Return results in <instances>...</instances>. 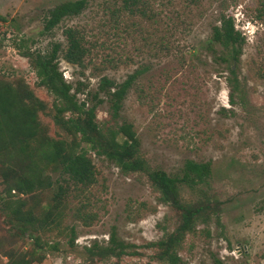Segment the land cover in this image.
Listing matches in <instances>:
<instances>
[{"label":"rangeland","instance_id":"rangeland-1","mask_svg":"<svg viewBox=\"0 0 264 264\" xmlns=\"http://www.w3.org/2000/svg\"><path fill=\"white\" fill-rule=\"evenodd\" d=\"M67 1L75 0H0V86L31 90L46 106L37 114L40 132L70 140L53 123L55 98L30 64L55 44L64 50L65 29L79 30L88 49L83 65L59 53L56 63L76 101L95 107L97 133L80 147L96 182L75 187L51 163L43 166L51 186L28 195L7 194L0 178V264H165L156 243L176 231L179 213L159 200L146 171L123 173L96 153L123 123L138 141L133 157L152 170L180 177L188 160L210 163L203 183L179 185L181 202L212 207L207 221L183 236L179 264H264V0H139L131 8L143 14H130L123 0H90L78 16L44 32L49 11ZM222 17L243 39L237 60L230 49L209 44ZM133 73L114 115L110 96L98 92L100 79L120 85ZM115 141L118 148L123 137ZM39 146V138L30 142L29 159L16 161H24L22 169L30 161L33 170L41 165ZM18 198L22 222L12 212ZM111 233L126 255L87 252L93 244L109 246Z\"/></svg>","mask_w":264,"mask_h":264},{"label":"trees","instance_id":"trees-1","mask_svg":"<svg viewBox=\"0 0 264 264\" xmlns=\"http://www.w3.org/2000/svg\"><path fill=\"white\" fill-rule=\"evenodd\" d=\"M90 0H75L63 2L51 9L44 19L43 31L49 32L56 27L64 18L78 16L88 5ZM139 0H123L124 8L130 13L135 12V6ZM133 9V11H132ZM137 12L143 14L142 9ZM115 16L117 9L111 10ZM1 20V17H0ZM66 40V48L60 50V45H53L51 52L44 56L31 58V67L34 69L39 86H43L50 92L55 101L53 103V123L66 135L71 136L70 140L51 139L40 132L37 120L38 112H44L46 106L38 100L31 90L24 85L14 87L10 84L0 86V178L6 185L7 194L11 192L19 195H28L35 189L50 187L49 177L43 176L45 163L54 164L61 175L66 176L75 187L87 189L96 182L94 166L87 157L86 151L80 147V142H92L91 135L97 133V126L93 121L95 107L84 109L85 103H78L75 95L70 94L71 85L66 83L62 74L57 68L56 58L58 53L62 59L72 65L81 67L88 49L85 47L84 35L77 29L67 28L63 31ZM243 42L240 33L234 30L230 17H222L220 26H214L209 44L217 43L225 49H230L231 58L237 60L240 46ZM225 61L224 57L220 58ZM233 73L232 68H229ZM136 77L133 73L120 85H115L106 77L100 79L98 92L110 96L112 110L117 115L121 101L126 92L132 86ZM114 91L111 92V89ZM235 87L233 86V90ZM69 112L74 117L65 118L64 114ZM123 137L122 144L118 148L115 137ZM77 136L80 139L77 140ZM39 138V154L42 160L41 165L35 170L31 169V161L23 169L24 161H18L22 155L29 159V144ZM110 143L103 149L97 150L98 155H104L112 161L123 173L136 170L146 171L151 186L159 193V200L162 203H169L180 215V224L175 232L161 239L156 246L159 249L157 259L165 264H179L180 258L177 255V247L185 233L192 231L196 221L205 223L209 218L207 211L211 210L210 201L201 204L190 205L180 201L179 185L189 186L196 183H203L210 175V163H196L188 160L184 163L182 175L171 177L162 171L152 170L145 163L134 158L137 148V138L130 124L123 123L115 131L110 132ZM46 165V164H45ZM58 192L63 193V187H58ZM56 197V196H55ZM59 196H57L58 199ZM13 215L18 222L23 221L21 210L24 201L17 199ZM215 208V207H213ZM73 234V231H71ZM114 233L110 236V245L100 248L93 244L87 248L90 255H110L120 257L126 255L125 246L115 242ZM73 239H71L72 242ZM93 249H96L95 251ZM45 260V254L42 257ZM28 264V263H20ZM33 264V263H32ZM219 264V263H218Z\"/></svg>","mask_w":264,"mask_h":264}]
</instances>
